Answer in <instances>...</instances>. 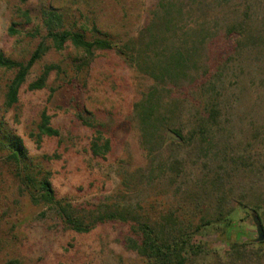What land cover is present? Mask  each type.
I'll return each mask as SVG.
<instances>
[{
  "label": "trees",
  "instance_id": "obj_1",
  "mask_svg": "<svg viewBox=\"0 0 264 264\" xmlns=\"http://www.w3.org/2000/svg\"><path fill=\"white\" fill-rule=\"evenodd\" d=\"M24 17L30 21L28 12ZM39 21L45 35L27 62L0 54V69L15 72L6 87L4 107L18 103L31 70L49 51L61 52L71 45L79 52L73 60L77 73L91 66L97 52L114 51L152 81L134 104L132 117L150 169L145 176L122 178L124 195H142L143 200L139 197L135 203L112 198L86 205L59 199L49 174L31 161L23 140L4 130L0 121V155L6 156L33 202L47 207L64 228L78 234L105 224L127 226L125 247L144 264H264V242L244 235L234 216L237 209H249L256 230L264 229V163L251 165L242 153L229 157L222 147L223 136H234L236 128L229 117L241 103H248L254 115L249 132L257 136L255 150H261L258 160L264 155V0H157L145 25L119 41L96 26L67 27L64 14L53 8L42 9ZM88 31L94 36L89 38ZM10 32L19 34L14 28ZM224 42L232 46L227 56L221 55ZM53 72L57 77L64 74L61 66L47 65L29 89H45ZM249 81L255 86L250 100L244 96ZM239 121L237 129L243 133V119ZM85 124L96 134L91 154L105 158L111 141L103 136L104 126ZM169 129L182 139L180 143L169 141ZM44 136L60 138L46 110L38 125V141ZM164 149L186 151L178 158L166 156ZM186 163L196 170L203 164L207 171L203 179L191 181L173 205L146 207L149 189L158 191L159 180L174 186ZM214 163L219 168L210 167ZM209 228L222 232L227 251L212 249L203 239V230ZM243 236L247 243L240 242ZM6 264L23 263L11 259Z\"/></svg>",
  "mask_w": 264,
  "mask_h": 264
},
{
  "label": "rangeland",
  "instance_id": "obj_2",
  "mask_svg": "<svg viewBox=\"0 0 264 264\" xmlns=\"http://www.w3.org/2000/svg\"><path fill=\"white\" fill-rule=\"evenodd\" d=\"M156 3L157 0H0V54L18 62H27L31 58L45 35L39 27L42 9L53 8L63 13L67 27L75 24L78 28L96 26L119 41L120 37L145 25ZM25 12L30 21L25 19ZM11 28L19 34H11ZM86 35L94 36L91 31ZM221 47L225 50L221 55L226 56L232 49L227 42ZM78 54L71 45L61 52L49 51L33 67L20 90L18 103L10 109L4 107V96L15 72L0 69L3 129L23 140L31 161L43 170L44 175L49 174L59 199L86 205L111 202L112 198L133 203L139 197L143 200L142 195H124L120 184L127 174L145 176L150 169L132 117L134 104L152 81L138 74L132 64L114 51L97 52L91 66L77 73L73 60ZM52 64L61 66L64 74L57 77L53 72L45 89L30 90L29 86L38 79L44 67ZM234 85L233 82L229 86L234 88ZM254 87L253 81L246 82L244 96L247 95L249 100ZM241 105L229 117L232 125H236L234 136H223L222 147H226L229 157L242 153L249 164L258 166L264 163V155L259 161L261 150H255L258 148L257 136L249 132L254 115L248 109V103ZM45 110L51 116V125L60 132V138L44 136L38 141V125ZM240 118L244 122L243 133L237 129ZM86 122L104 126L103 136L111 141V151L105 158L91 154V142L96 134ZM185 151L163 150L166 156L178 158ZM5 158L4 154L0 155V264L11 259H19L23 264H144L135 252L125 247L127 226L105 224L88 234L64 228L51 210L33 202ZM210 167L219 168V163ZM205 173L203 164L196 170L191 163H186V171L174 186L159 180L158 191L149 189L144 197L146 207L157 204L163 209L168 204H175L191 181L203 179ZM146 183L143 179L141 185ZM234 216L244 235L247 232L258 242L260 234L253 213L249 209H237ZM202 235L212 249L221 253L228 250L219 229L203 230ZM240 242L247 243V240L243 236Z\"/></svg>",
  "mask_w": 264,
  "mask_h": 264
},
{
  "label": "water",
  "instance_id": "obj_3",
  "mask_svg": "<svg viewBox=\"0 0 264 264\" xmlns=\"http://www.w3.org/2000/svg\"><path fill=\"white\" fill-rule=\"evenodd\" d=\"M167 137L168 139L177 141L179 143L182 140L175 132H173L170 129L167 131ZM259 234L260 236H259L258 241H263L264 240V229L262 227H259Z\"/></svg>",
  "mask_w": 264,
  "mask_h": 264
}]
</instances>
